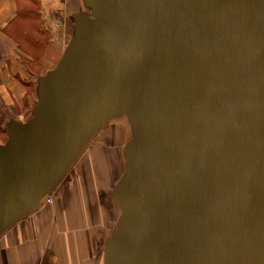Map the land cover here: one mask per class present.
Masks as SVG:
<instances>
[{
	"label": "water",
	"instance_id": "water-1",
	"mask_svg": "<svg viewBox=\"0 0 264 264\" xmlns=\"http://www.w3.org/2000/svg\"><path fill=\"white\" fill-rule=\"evenodd\" d=\"M85 3L0 143V236L120 107L133 138L105 264H264V0Z\"/></svg>",
	"mask_w": 264,
	"mask_h": 264
},
{
	"label": "crops",
	"instance_id": "crops-1",
	"mask_svg": "<svg viewBox=\"0 0 264 264\" xmlns=\"http://www.w3.org/2000/svg\"><path fill=\"white\" fill-rule=\"evenodd\" d=\"M91 10L85 0H35L26 10L20 0H0V130L7 136L12 121L32 116L39 79L62 60L75 17L92 16ZM84 182L61 183L50 193L51 204L10 226L0 238V264H105L98 241L112 234V217L108 222Z\"/></svg>",
	"mask_w": 264,
	"mask_h": 264
},
{
	"label": "rangeland",
	"instance_id": "rangeland-1",
	"mask_svg": "<svg viewBox=\"0 0 264 264\" xmlns=\"http://www.w3.org/2000/svg\"><path fill=\"white\" fill-rule=\"evenodd\" d=\"M34 1L35 0H20V6L23 10H26L29 5H34ZM92 13L93 11L91 10V14ZM58 22L62 23L60 20H58ZM71 30H73L72 27ZM32 68L34 71H38L36 65L32 66ZM41 72H43V70H41ZM124 100L128 106L133 103V99L129 93L124 96ZM115 112V117L108 119L106 123L93 129L89 138L71 159L67 169L53 188L54 190L61 183H63V188L65 186L68 187L71 183L76 185L80 180L84 179L86 185L91 186L93 189L94 196L98 201V206L101 203V209L105 213V216L107 215V221L110 222L112 217V226L110 230L112 234L116 231L118 219L122 213V208L112 197V192L120 179L126 174L127 160L125 152L128 143L133 138L132 127L127 111H123V109L119 107ZM7 137V133L0 130V143H5ZM56 196H54V198ZM51 199L53 200V198ZM52 200L48 203L51 204ZM97 208L99 209V207ZM34 211L35 210L32 212ZM13 224L11 226H13ZM9 228L10 226L2 235ZM108 237L105 239L102 237L101 240L98 241L99 254L101 255H104L105 241Z\"/></svg>",
	"mask_w": 264,
	"mask_h": 264
},
{
	"label": "built area",
	"instance_id": "built-area-1",
	"mask_svg": "<svg viewBox=\"0 0 264 264\" xmlns=\"http://www.w3.org/2000/svg\"><path fill=\"white\" fill-rule=\"evenodd\" d=\"M51 196H49V198L46 200L47 202H51Z\"/></svg>",
	"mask_w": 264,
	"mask_h": 264
}]
</instances>
